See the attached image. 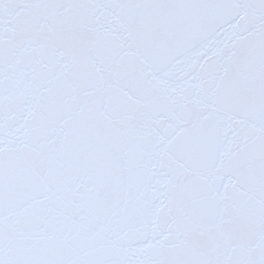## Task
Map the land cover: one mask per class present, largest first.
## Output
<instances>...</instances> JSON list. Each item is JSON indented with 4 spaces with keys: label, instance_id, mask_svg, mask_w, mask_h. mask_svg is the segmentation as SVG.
<instances>
[{
    "label": "snow or ice",
    "instance_id": "6c2138e0",
    "mask_svg": "<svg viewBox=\"0 0 264 264\" xmlns=\"http://www.w3.org/2000/svg\"><path fill=\"white\" fill-rule=\"evenodd\" d=\"M0 264H264V0H0Z\"/></svg>",
    "mask_w": 264,
    "mask_h": 264
}]
</instances>
